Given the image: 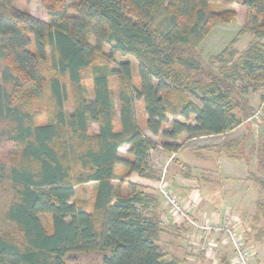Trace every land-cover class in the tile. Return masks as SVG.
I'll use <instances>...</instances> for the list:
<instances>
[{"label": "trees", "instance_id": "obj_1", "mask_svg": "<svg viewBox=\"0 0 264 264\" xmlns=\"http://www.w3.org/2000/svg\"><path fill=\"white\" fill-rule=\"evenodd\" d=\"M40 3L50 22L0 0V264H84L88 253L101 264H178L159 243L155 211L166 198L139 180L158 173L150 163L156 142L143 131L138 103L167 153L181 147L183 134L239 126L237 109L253 114L244 95L264 85V0ZM234 3L245 9L239 34L254 36L226 74L242 87L209 71L199 49L215 26L236 17ZM87 71L92 93L83 83ZM63 78L74 88L72 110ZM47 92L53 117L37 124L31 104ZM242 146L231 139L214 148L239 159ZM90 183L91 202L78 193ZM256 208L254 217L264 219L261 199Z\"/></svg>", "mask_w": 264, "mask_h": 264}, {"label": "rangeland", "instance_id": "obj_2", "mask_svg": "<svg viewBox=\"0 0 264 264\" xmlns=\"http://www.w3.org/2000/svg\"><path fill=\"white\" fill-rule=\"evenodd\" d=\"M77 1L67 0V3L72 5ZM223 1L220 0V2ZM15 5L21 10L28 11L38 18L50 22L47 11L40 0H15ZM233 6L237 12L236 17L229 23H220L215 26L199 48L208 70L221 77H226V74H229L240 56L254 40L251 32L239 34L244 25L245 9L239 3H234ZM262 41L264 42V38ZM117 60L119 61L121 58L117 57ZM226 78L235 87H242L245 84L241 80H236L234 76ZM63 80L67 82L69 91L66 107L68 110H72L74 106V88L69 81L64 78ZM83 83L92 93V78L89 71L84 73ZM111 85L117 103V81L115 78L112 79ZM255 86L256 89H249L248 93L244 95L249 99L253 108V114L250 117L246 118L243 112L237 109L236 112L243 121L234 129L221 135L205 136L198 140L185 137L182 139L185 145L179 153V159L192 166L195 171L188 167L184 170L187 171V175L191 176V173H195L201 180L200 187L195 188L196 194L200 192V195H196L200 197L199 203L205 205L211 211L217 210L221 216L233 212L236 216V223L241 225L239 229L244 230V239L246 240L244 247H247L246 250L249 252L250 264H264V219L254 217L257 210V200L261 199L264 202V98H262L264 85L257 84ZM191 98L199 103L196 97L191 96ZM31 109L34 113L35 123L49 122L54 111L49 92L42 99L34 100ZM254 116L258 118L257 138L254 137V126L251 121ZM138 119L144 133H151L145 128V113L142 103H138ZM189 122L194 123L193 119ZM97 130L98 126L93 124L91 131L96 132ZM152 137L156 141L155 149L162 146L163 139L160 135L157 137L152 135ZM231 139H237L244 145L242 146L243 158H230L214 148V146H220L223 141ZM209 147L214 149H209ZM127 150L128 148L124 146L120 149V153L125 155ZM255 155L258 158V164L260 161L261 164L254 171L252 164ZM155 157L158 158L156 152ZM133 177L139 179L137 175ZM164 180L168 184L167 178L164 177ZM92 190L93 184L90 183L80 186L78 193L80 197H84L91 202L93 198ZM41 217L44 224L50 227V216L42 214ZM212 243L217 246H214L212 250L206 246L204 250L207 252L208 261L211 264H216L214 257L217 255L220 257L222 254L223 250H219L222 241L219 242L220 244L215 243V241H212ZM82 260L84 264H101V257L96 253H88L82 256Z\"/></svg>", "mask_w": 264, "mask_h": 264}, {"label": "crops", "instance_id": "obj_3", "mask_svg": "<svg viewBox=\"0 0 264 264\" xmlns=\"http://www.w3.org/2000/svg\"><path fill=\"white\" fill-rule=\"evenodd\" d=\"M146 134L155 141L152 137V133ZM153 136L157 137L159 135ZM185 137H187V134H183L177 141V143L181 144V147L176 152L167 153L162 146H159V148L156 149L154 148L151 151L150 163L155 170H158V178H140V182L155 190V188L157 189L161 178H167L170 190L181 200L184 207L190 211L198 221L211 222L213 224H230L237 230L242 237L243 242H246L244 239V230L239 229L241 225L236 223V216L233 212H228L224 216H221L217 210L211 211L209 208L205 207V205L199 203L200 197L196 195H200V192L199 194H196L195 188L197 189L200 187L201 180L195 175V173H191V176L187 175V171L184 170L188 167L192 170L193 168L179 159V153L185 145L182 142V139ZM203 137L205 136L193 138L192 140H198ZM209 149L214 148L209 147ZM155 152L157 153L158 158H154ZM160 161L163 162V164H161ZM152 214H154V212H152ZM155 214L160 218L162 232L160 233L159 243L166 254V259H177L178 264H211L208 261L209 258L207 252L204 250L206 244L208 241H215L217 244H220L219 242L222 241L219 250L221 251L222 249L223 251L220 257L219 255L214 257L215 263L237 264L234 259L233 249L230 243L225 242L226 239L223 234L204 232L190 227L186 223L183 224L180 218L173 215L168 204L162 199Z\"/></svg>", "mask_w": 264, "mask_h": 264}, {"label": "built area", "instance_id": "obj_4", "mask_svg": "<svg viewBox=\"0 0 264 264\" xmlns=\"http://www.w3.org/2000/svg\"><path fill=\"white\" fill-rule=\"evenodd\" d=\"M158 188L160 192L165 196L166 202L174 215L179 217L181 220L191 224L197 230L223 234L225 236V239L227 240H225V242L230 243L233 249L235 262L237 264H250V255L244 247L242 237L230 224H213L211 222H200L195 219L191 215V212L184 207L181 200L172 194L168 184L164 180V177H162V180H160ZM206 246L208 247V249L212 250V248L217 245L212 243V241H208Z\"/></svg>", "mask_w": 264, "mask_h": 264}, {"label": "water", "instance_id": "obj_5", "mask_svg": "<svg viewBox=\"0 0 264 264\" xmlns=\"http://www.w3.org/2000/svg\"><path fill=\"white\" fill-rule=\"evenodd\" d=\"M251 121H252V123H253V126H254V137L255 138H257V136H258V130H257V123H258V118L256 117V116H254V117H252V119H251ZM257 160H258V158H257V156L255 155L254 156V160H253V164H252V166L254 167V171H255V169L258 167V162H257Z\"/></svg>", "mask_w": 264, "mask_h": 264}]
</instances>
